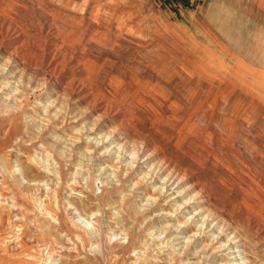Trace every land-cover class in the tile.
<instances>
[{"label":"rangeland","instance_id":"374dc122","mask_svg":"<svg viewBox=\"0 0 264 264\" xmlns=\"http://www.w3.org/2000/svg\"><path fill=\"white\" fill-rule=\"evenodd\" d=\"M170 13L162 30L145 0H0L3 261L234 264L229 235L143 176L145 147L264 264V85L185 68Z\"/></svg>","mask_w":264,"mask_h":264},{"label":"crops","instance_id":"0c3cea01","mask_svg":"<svg viewBox=\"0 0 264 264\" xmlns=\"http://www.w3.org/2000/svg\"><path fill=\"white\" fill-rule=\"evenodd\" d=\"M145 3L150 19L162 30L170 12L171 17L182 23L177 26V39L182 46L179 59L185 68L196 72L198 66L217 68L214 65L218 62L232 84L264 85V0H145Z\"/></svg>","mask_w":264,"mask_h":264},{"label":"bare ground","instance_id":"6f19581e","mask_svg":"<svg viewBox=\"0 0 264 264\" xmlns=\"http://www.w3.org/2000/svg\"><path fill=\"white\" fill-rule=\"evenodd\" d=\"M115 130L116 129H111L109 133H105L104 137L106 139H109L112 144L115 143L116 146H118L119 148V147L124 146L125 138L121 134L115 133ZM137 158L142 159L141 164L147 167L149 169L148 171L151 172V174L148 172H145L143 176H149V175L151 177L158 176V178L160 179V182L162 181V184L159 183L160 185H163V187H160V189H158L160 193H162L161 191L165 189L166 192L172 191L173 192L172 195L173 194L176 195L175 196L176 199L178 197L182 198V196H184L185 198L187 197V199L185 200L183 204L184 209L187 208V209H191V211L194 210L192 213L194 218L190 222H192V224L200 223V226L198 229L199 231L202 230V226H205V229L208 227L211 230L218 229L221 231L222 234L226 233V236L229 235L228 238L229 239L231 238L230 244L232 243L233 245L232 247H228V249L232 251L229 253V256L234 255L232 257V260L235 262L234 264H247L245 258L241 257L242 255H244V251L242 249L240 237L231 228H229L217 214H215L210 209L207 197L204 194V192L196 189L194 185H188V182H187L188 176H184V174L180 173L177 169L171 166L168 162L158 160L155 157V152L148 148L141 147V149L138 152ZM194 219L196 220L193 221ZM188 221L189 219H187L186 222ZM11 239L9 237H6L0 241V244H1L0 248H1V254H2V256H0L1 261H3L4 257L6 256L5 255L6 246L10 242ZM237 257H241V258H237ZM19 260H20L19 258H16V260L14 259H12L11 261L5 260L3 262L4 264H13L14 261L19 262Z\"/></svg>","mask_w":264,"mask_h":264}]
</instances>
